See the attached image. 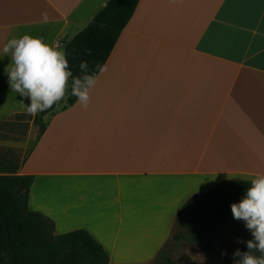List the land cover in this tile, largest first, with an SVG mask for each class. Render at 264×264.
<instances>
[{
    "label": "crops",
    "instance_id": "crops-1",
    "mask_svg": "<svg viewBox=\"0 0 264 264\" xmlns=\"http://www.w3.org/2000/svg\"><path fill=\"white\" fill-rule=\"evenodd\" d=\"M109 1L0 0V123L29 115L7 41L65 51ZM104 68L87 109L67 95L40 138L33 124L0 147L29 152V208L57 234L85 229L110 264H149L192 196L264 172V0H140Z\"/></svg>",
    "mask_w": 264,
    "mask_h": 264
},
{
    "label": "trees",
    "instance_id": "trees-1",
    "mask_svg": "<svg viewBox=\"0 0 264 264\" xmlns=\"http://www.w3.org/2000/svg\"><path fill=\"white\" fill-rule=\"evenodd\" d=\"M139 2L110 0L83 31L65 44L74 76L82 75L81 61L88 62L90 73L100 74L96 65L105 66ZM76 101V97L68 95L65 108L73 106ZM57 104L36 116L18 115L14 117L15 121L30 118L38 126L37 138H40L47 129L45 117L55 111ZM23 137L26 136L18 135V138ZM19 155L22 156L13 149L0 151V264H110L108 252L89 231L79 229L57 234L52 219L30 210L29 195L34 177L18 175L29 152ZM250 182L225 181L192 196L178 212L175 226L184 229L194 244L215 257L219 236L225 229L242 221L233 218L231 204L239 203ZM182 237V234L174 236L176 239ZM250 239H253L251 234L245 241ZM165 248L155 264H180L168 256ZM242 251H247L245 243Z\"/></svg>",
    "mask_w": 264,
    "mask_h": 264
},
{
    "label": "clouds",
    "instance_id": "clouds-1",
    "mask_svg": "<svg viewBox=\"0 0 264 264\" xmlns=\"http://www.w3.org/2000/svg\"><path fill=\"white\" fill-rule=\"evenodd\" d=\"M41 16L42 23L49 22L46 12ZM3 53L11 61L4 68L10 90L30 101L25 104L29 115L46 112L54 104L66 101L67 95L76 97L82 108L89 107L90 93L98 83V75L95 71L89 72L87 61H81L79 69L82 75L74 76L63 45L58 41L49 44L43 37L25 34L8 40ZM96 69L101 74L106 70L100 64ZM21 102L24 103L23 100ZM231 212L234 219L245 222L253 237L247 241L237 239L238 243L246 244L247 251L236 249L232 254L233 264H264V172H258L251 180L239 203L231 204ZM254 252L260 255H254Z\"/></svg>",
    "mask_w": 264,
    "mask_h": 264
},
{
    "label": "rangeland",
    "instance_id": "rangeland-1",
    "mask_svg": "<svg viewBox=\"0 0 264 264\" xmlns=\"http://www.w3.org/2000/svg\"><path fill=\"white\" fill-rule=\"evenodd\" d=\"M33 124L34 123L30 118H25L21 122L13 120L7 121L0 126V137H3L4 139L9 138V140L17 139V136L21 134L27 137L30 134ZM38 132L39 128L36 126L33 133L37 136ZM6 149H13L17 152L18 156H22L19 154H26V150H18L6 146L0 147V151H5ZM185 233L186 231L184 229L175 226L172 238L165 248V251L168 252V256L180 264H230L233 261L232 254L236 249L243 252V243H238L237 239L239 238V240L245 241L251 234L246 229L243 220L240 223L225 229L216 241L217 252L215 257H212L200 246L194 244ZM178 234H182L183 237L181 239L174 238V236ZM222 253L226 254L222 255ZM253 254L257 256L260 255L258 252H254ZM149 264H155V261Z\"/></svg>",
    "mask_w": 264,
    "mask_h": 264
}]
</instances>
